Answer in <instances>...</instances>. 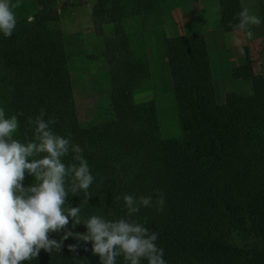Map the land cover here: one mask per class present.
Returning <instances> with one entry per match:
<instances>
[{"label":"trees","instance_id":"1","mask_svg":"<svg viewBox=\"0 0 264 264\" xmlns=\"http://www.w3.org/2000/svg\"><path fill=\"white\" fill-rule=\"evenodd\" d=\"M36 2L34 23L17 18L12 36H0V108L18 116L21 140L32 136L28 117L41 109L55 116L54 131L84 148L95 179L87 192L73 193L75 181L65 178L62 207L80 208V223L69 218L65 226L81 241L57 232L65 226L49 230L47 238L60 242L61 250L49 254L41 248L25 264H101L93 242L82 238L88 234L84 221L124 216L117 198L125 193L163 195V211L141 208L135 218L159 234L167 264H264V77L251 59L234 65L232 75L250 82L253 92L231 90L219 102L205 34L169 36L162 28L180 121V135L164 138L153 94H142L151 84L144 33L150 22L163 25V0H96L92 12L96 31L105 35L102 56L110 66L115 114L82 125L61 12L55 0ZM219 3L221 27L236 31L241 0ZM62 159L67 166L71 153ZM34 182L25 173L22 184ZM117 262L123 264V257Z\"/></svg>","mask_w":264,"mask_h":264},{"label":"clouds","instance_id":"2","mask_svg":"<svg viewBox=\"0 0 264 264\" xmlns=\"http://www.w3.org/2000/svg\"><path fill=\"white\" fill-rule=\"evenodd\" d=\"M15 7L12 0H0V36H12L17 25ZM237 17L234 30L248 38L253 36L250 26L262 23L260 16L247 8ZM26 22L34 23L35 17L28 15ZM46 116L41 109L35 117H28L32 136L21 140L16 138L18 116H6L0 108V264H25L37 259L41 248L49 254L60 251L61 243L49 240L46 233L67 225L69 218L80 223L79 207L67 212L62 207L68 194L65 178L71 175L75 181L73 193L78 189L87 192L95 179L84 148L70 135L54 131L55 116ZM70 153L71 162L66 166L62 158ZM25 173L34 176L32 185L22 184ZM117 199L123 201L124 216L105 219L92 215L84 221L88 234L82 238L93 242L92 253L99 255L101 264H118V257H123V264H167L164 248L157 244L159 234L135 218L141 208L163 211V195L125 193ZM69 235L72 233H65L64 238ZM68 247L75 250V245Z\"/></svg>","mask_w":264,"mask_h":264},{"label":"rangeland","instance_id":"3","mask_svg":"<svg viewBox=\"0 0 264 264\" xmlns=\"http://www.w3.org/2000/svg\"><path fill=\"white\" fill-rule=\"evenodd\" d=\"M55 1L61 12V27L66 35V51L80 122L82 125H88L110 120L115 114L111 100L110 66L102 56L105 35L98 34L94 24L92 11L96 0ZM204 2L207 4V10L204 12L205 23L211 30L220 31L219 33L222 34L210 38V61L218 101L223 102L227 92L231 90L251 94L253 90L250 82L235 80L232 67L239 65L245 56H248L254 71L264 77L263 22L260 25L250 26L253 32L251 38L245 33L240 38L235 37L232 32H226L221 27L216 0H204ZM12 3L16 5L14 11L17 18L32 15L38 9L36 0H12ZM259 6L256 14L261 18L264 0H259ZM255 10L256 8H253L249 11L255 12ZM161 29V25L150 22L145 32L161 33ZM155 36L154 34L153 37ZM152 43L155 44V47H152L155 56L158 38H154ZM151 70L150 88H145L142 94H153L161 122L162 136L167 139L177 138L180 135V121L172 93L170 71L161 63L159 66L153 64L150 72ZM135 94L137 100L143 99L139 91ZM67 228L68 226H65L57 232L63 234L71 232L72 235L68 236L70 242L81 241V234ZM244 244L250 245V241L246 240Z\"/></svg>","mask_w":264,"mask_h":264},{"label":"crops","instance_id":"4","mask_svg":"<svg viewBox=\"0 0 264 264\" xmlns=\"http://www.w3.org/2000/svg\"><path fill=\"white\" fill-rule=\"evenodd\" d=\"M250 3H248V0H241L242 9H252L256 8L255 12H251L256 14V11L258 10L259 6V0H249ZM163 7L165 10V14L162 17L163 25L162 28H164L169 36L174 35H181L185 34L186 32L192 33V32H203L206 36L207 44H208V50L210 54V38L214 37L216 38V35H222L219 33L220 31H213L210 28H208V25L205 23V16L204 12L207 10V4L204 2V0H163ZM216 8L220 14L221 17V7L219 0H216ZM221 20V18H220ZM262 20V15H261ZM159 33V34H158ZM145 32L144 37L146 40V49L148 53L149 58V65L150 69H152V65L159 66L160 63L165 65L169 69L168 65V59L165 54L164 50V43H163V36L160 32ZM156 35L153 37V35ZM231 34H233L235 37H242L244 34L243 32H240L238 30L233 31ZM158 36V37H157ZM224 36H229L228 34ZM154 38H158V48L157 52L154 56L152 47H155V44L152 43L154 41ZM163 44V46H162ZM170 71V70H169ZM152 74V70H151Z\"/></svg>","mask_w":264,"mask_h":264}]
</instances>
